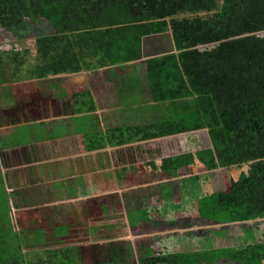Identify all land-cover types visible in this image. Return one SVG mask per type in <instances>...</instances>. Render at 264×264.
Listing matches in <instances>:
<instances>
[{
    "label": "trees",
    "instance_id": "16d2710c",
    "mask_svg": "<svg viewBox=\"0 0 264 264\" xmlns=\"http://www.w3.org/2000/svg\"><path fill=\"white\" fill-rule=\"evenodd\" d=\"M0 29L15 38L10 50L0 44V88L25 76L40 81L44 97L61 99L66 97L64 81L49 77L111 68L119 90L123 85L118 79L125 77V82L135 78V86L147 92L144 103L149 105L128 111L133 118L123 115L130 121L115 119L97 134L101 150L128 145H138L139 150L144 143L160 141V146L163 140L185 136L179 138L184 144L179 154L160 146V156L150 157V173L175 176L196 161L207 171L249 167L229 191L208 194V180L192 177L189 181L199 182L194 200L185 192L187 196L170 198L163 205L141 208L142 219L134 225L139 231L173 227L180 213L193 207L185 209L183 204L190 203L214 224H237L240 235L227 245L211 243L202 250L191 231L174 233L159 245H148V256L140 264H152V257L162 260V248L166 263L173 253L197 252L208 258L205 264H216L219 255L240 250L242 256H251L238 264H264L257 231L246 224L264 218V0H0ZM30 32L35 34L32 41ZM167 34L176 53L138 63L147 49L144 39ZM73 111L77 117H95L98 107L92 93L76 95ZM26 120L12 118L13 123ZM204 130L212 147L201 150L197 133ZM141 151L132 154L134 159ZM133 167L139 172L140 165ZM129 170L118 169L122 186ZM3 203L0 264H136L129 239L99 247L98 261H91L81 247L62 245L61 235L70 225L54 227L61 235L45 228L21 234L10 199ZM222 230L227 236V227L214 234Z\"/></svg>",
    "mask_w": 264,
    "mask_h": 264
},
{
    "label": "rangeland",
    "instance_id": "374dc122",
    "mask_svg": "<svg viewBox=\"0 0 264 264\" xmlns=\"http://www.w3.org/2000/svg\"><path fill=\"white\" fill-rule=\"evenodd\" d=\"M34 38L35 34L30 32L28 34V40L32 41ZM169 38L171 37L167 34L162 37L145 39L147 49L144 51L145 55L143 59H146V61H143L142 59L138 63H144L148 60L153 61L164 56H168L171 52L174 53L173 45L171 39ZM14 40L15 38L12 34L5 33L0 29V44L6 45L5 49L10 50L11 45L9 43ZM32 46L33 45H31L30 48ZM109 71L110 70H98L89 75H85L86 77L84 76L85 79L87 78L86 82L83 83L84 86L87 85L85 88L93 89L94 93L96 92L97 94L95 95V98L97 100L96 103L98 105V111L95 117L85 115L77 118H69L67 121H63L65 119H56L71 116L74 112L73 110L68 111L69 103L72 102L70 99L71 94L68 93L72 92V90H68V93L66 92L65 100H59L60 102H57V100L55 101L52 97H44L42 95V92L44 91L43 89L39 90L38 84L34 82L36 80H30L24 76L23 80L21 79L17 82L19 85L16 95H18L17 102L19 103L20 101V103L15 105L16 95L10 90L11 84L14 83L12 82L7 90L2 88L0 91V96H2L0 100V210L2 211L4 199L8 197L11 201L12 218L15 219L16 228L24 235H26L27 232H33L38 228H45L48 232H52V227L57 226L51 225L54 221H56V224L59 225L63 223L70 225L69 232L66 230L64 232L65 236L63 235L64 237H62L59 231H53V233L56 232L61 235L62 241L64 240L62 245L81 247L83 255L87 258L90 257L91 261H98L97 258H95V253L100 251L99 247L101 248L103 245L111 241L129 239L133 242L136 251L135 262L136 264H140V261L148 256L149 251L146 250L148 245H151L154 242L159 245V241L169 239L167 237H170L171 239L172 234L174 233L182 234L185 232L186 234L190 231L196 238L194 240L195 246L202 247V250H205L211 243H222V245H227L230 240L241 234L240 231H236L237 224L223 225L222 227H227L229 229L227 236L225 235V230H222L223 235H221L222 231H220V234L216 236L214 232L221 230L222 227L208 221L205 218H202L201 215L197 213L195 205L190 203L183 204L185 209H188L191 205H193V207L192 209L189 208L187 213H180L178 217L179 221L173 227L163 226V228L160 229L161 231L157 229L158 232L146 230L137 232L133 229V227H130V224L138 225L142 219L141 217L143 215V211L141 208L163 205V203L167 202L170 198H172L170 199L172 201L174 197H180L181 195L187 196L185 192H188L190 196H192V200H194V197L197 195L199 182L197 181V183H194L193 180L189 181L192 177L202 176L206 178L209 185H207L206 182H204V185L209 188L208 194H210L212 191L217 189L229 191L231 186L240 180L243 174L248 171L249 167L247 165L242 167L235 166L229 169L220 168L215 171H207L202 164L196 161V164L192 166L191 169L180 170L175 176H164V173H160L158 176L153 174L149 176V181L146 185L138 186L140 171H149L150 169V163L143 159H148L149 155H153L155 153L158 155L161 153L163 147L164 149L172 148L171 154H179L181 147H184L183 141L180 139H184L185 136L181 138H168L161 141L163 142L161 143L162 145H160L162 147L161 149L158 144L157 148L152 145L154 143H159L160 141L140 145L141 148L139 150H142V153L145 154V156H143L142 153H139L138 155V161L140 163L136 165H140L139 172L132 166L133 168L126 173L127 182L129 181L128 185H121L122 190L118 189L116 191L115 188L111 197L107 195L108 191H112L110 186L115 185L114 173H116L115 175H118L119 172L117 169L115 170L109 168L108 170L107 167H109L110 159H108L106 153L97 154V148L101 151L99 145L100 140L97 137V134L101 131H105L108 124H113L115 119L121 118L122 121H130L128 119L129 116L132 118L134 117L133 113L136 111L134 109L139 110L140 108L149 105L144 103L149 98V95H147V92L140 88V86H135L137 82L135 78L132 82H125V77L118 79V83L120 82L119 85H123V89L119 90L114 84L115 77H113ZM26 81L29 85H27V87L25 85V88L21 87V84H24ZM31 81L34 82L33 88L30 85ZM126 84L128 87H125ZM12 105H15L13 109H18L14 111L12 109L7 117V112L5 111L9 110V106ZM17 110L19 112H17ZM131 110L133 113H127ZM62 111L66 115L60 116ZM125 113L129 116L124 117L123 115H125ZM16 116L17 121L22 118V116H25V119H27L26 121L29 123L27 125L20 126V123H24L25 121L20 123L11 122L12 118L14 120ZM46 119L54 120L51 122H42V120ZM8 126H13V128H7ZM93 128L96 130L90 135L88 134L86 138L85 135L84 138L78 135L80 138L78 140L85 146V150L83 151V154H81V157H83L85 162L88 164L85 168L86 170L83 172V175L87 173L86 171L89 172L92 170L91 174L94 175L88 178V181L92 183V193L96 195V193L103 192L105 197L107 195V197H109L107 200H109L113 205L112 213L114 215L109 218L103 216L100 212H96L95 216H103L100 217L98 223L94 222V219H97L94 215V219L88 216L87 221L83 219L80 222L79 218L78 221H74L76 213L68 210L67 214L63 215L66 217L62 220L63 223L58 222L59 213H57L58 215L55 217L54 215L51 216V214L54 213L55 208H57L52 204L56 203V200L61 199L55 197L56 200H54V197L52 198L51 196L56 195L59 196V198L62 196L63 199L64 191L60 189L54 191L53 188H56L59 185L58 183H54L52 185H50V183L44 186L43 184L48 180L47 178L49 175L54 176L57 179L67 175L77 176L78 174L75 172L76 166L73 164L68 166L71 168L67 167L63 170L58 168L54 162H51L45 157H43V159H36L35 161L32 160L31 164L27 163V159L20 157L14 159V161H10L8 159L10 153H6L5 151L8 147L17 148L20 144L22 147H25L26 143L46 141L50 138H55L56 136L68 134L73 131H76L73 132L75 133V136L76 134H80L78 132L86 134V132H91ZM197 135L201 150L212 147L209 132L207 130L200 131ZM11 153L12 155H20L19 151H12ZM123 155L126 154L119 156V166L127 165V161H134V156L131 153L124 156V158L122 157ZM166 156H168V153H166ZM45 160L50 162L52 165H49L50 163L48 164L47 162H42ZM97 161H99L100 171H97L94 167V163ZM76 162L82 169L83 161L75 160L74 157L69 159L68 164H76ZM39 165H42V168H40ZM116 167H118V165H116ZM4 169L7 172H5ZM12 177L13 179H18V189H12ZM82 180H84V178L76 179L73 183L78 186ZM124 187L126 189H123ZM98 188L100 189L99 192H97ZM26 193L31 198H28ZM47 195H50L49 198L52 200L48 199L46 197ZM91 196L92 195L88 198L85 197L82 200H77L75 202L82 201L84 203L85 201V203L90 202L91 204V201L93 202L95 199ZM16 197H19L17 202ZM33 198L39 201V205L33 208L26 207L29 201L34 200ZM100 199L107 201L106 198L100 197ZM104 208L105 207H103V209ZM97 209H100L99 205L97 206ZM106 210L107 209H104L103 213H106ZM246 224H249L257 231V242L264 247V218L258 217L254 221ZM144 225L145 222L142 223V226ZM218 237L222 238L219 239ZM31 250L33 249H30L29 251ZM191 251L194 250L192 249ZM161 253L162 260H158L154 257L150 258L153 260L152 264H205L203 261L208 259L206 256L204 257V255L197 252H190L186 254L173 253L168 255L169 259L166 263L164 262V258L166 257L165 249L162 248ZM219 256L222 258L218 259L216 264H238L236 261H241V259H246L251 255H248L247 252L246 256H242L241 251L237 250L236 253L229 252ZM256 257L262 258L260 254H256ZM84 261L87 262L86 260ZM255 264L260 263L257 262Z\"/></svg>",
    "mask_w": 264,
    "mask_h": 264
},
{
    "label": "crops",
    "instance_id": "0c3cea01",
    "mask_svg": "<svg viewBox=\"0 0 264 264\" xmlns=\"http://www.w3.org/2000/svg\"><path fill=\"white\" fill-rule=\"evenodd\" d=\"M130 64H127L126 66H128ZM109 69H111V68L100 69L99 71L109 70ZM96 71H98V70H96ZM96 71L81 72L79 74H67L66 76L63 75V76H58V77H55V78L54 77H49V79H56V80H58V79L61 80L62 79L64 81L63 88L65 89V91L67 93H68V90H72V92L68 93V94H71L70 98L72 100V102L69 103L68 111L73 110V108H74V97L76 95L81 94L80 93L81 89L87 90V92L92 93L93 98L95 99V102H97V100L95 98L94 91L90 90V88H85V87H87V85L86 86L83 85V83H85L86 79H87V78L85 79L84 76L85 75H89V74H91L93 72H96ZM34 82L38 84V88H39V90H41L40 89V81L36 80ZM34 82L33 81L30 82V85H31L32 88L34 87L33 86ZM18 85L19 84L17 82H15L14 84H11L10 90L12 92H14L15 95H16V91L18 90ZM25 85H26V87H27V85H29L27 81L24 82V84L22 83L21 87L25 88ZM9 86H10V84H8L6 88H8ZM2 88H5V87H2ZM2 88H0V90H2ZM6 88H5V90H7ZM42 93H44V92H42ZM1 98H2V96H0V100H1ZM12 99H13V97H12ZM17 100H18V95H16V103H15V105L20 103V101L18 103ZM54 100L55 101L57 100V102H60L59 100L63 101V100H65V97L61 98V99H54ZM15 105L9 106V110L5 111V112H7L6 113L7 117H8V114L10 113V111H12V109H13V107ZM96 105H97V103H96ZM97 107H98V105H97ZM16 109H18V108L13 109V111L16 110ZM64 115H66V114H64L63 111H62L60 116H64ZM69 118H77V116L73 112L71 116H68V117L65 116V117L56 118V119H65L63 121H67V119H69ZM53 120L54 119H46V120H42V122H47V121L51 122ZM38 122H41V121H38ZM28 123H29L28 121H25L24 123H20L21 124L20 126L27 125ZM7 128H13V126H8ZM73 132H76V131H73ZM73 132H70L68 134H63L61 136H56L55 138H50V139H48L46 141L26 143L25 147H22L21 144L17 148L8 147V149H6L5 152L6 153L7 152L10 153V156H8V159L10 161H14V159L20 157V158L27 159V163L31 164L32 160L35 161L36 159H39V158L43 159V157H45L46 159H49L51 162H54L58 168H61L63 170L66 169L68 166L73 165V164L76 166V168H75L76 171L75 172L78 174L77 176L67 175V176H63V177L57 179L54 176H50L49 175V177L47 178L48 180L43 184V186H44V185L50 184V183H51L50 185H52L54 183H58L59 185L56 188H53L54 191L55 190H59V189L64 191V195H63L64 198L63 199H62V196L60 198H59V196H56V195L51 196L52 198L54 197V200H56L55 197L58 198V199H61V200H56L57 202L52 204L55 207H57V208H55V210L57 212L54 210V213H52L51 216L54 215V217H55L56 215H58L57 213H59L58 222L63 223L62 220L66 218L63 215H66L68 210H71L73 213H76V215L74 217V221H78V218L80 219V222L83 219L85 221H87L88 220V216L93 218V215L95 216L96 212H100V214H103V216L111 218L114 215L112 213L113 212V205L111 204V202L109 200H107L109 198V197H107V195L111 197V195L114 193V189L116 188V191L118 189H121V185L122 184L118 181V177H117V175H115L116 173H114L115 185H113V186L111 185L110 186V189L112 191L111 192L108 191L106 197L104 196L103 192L96 193V195L92 193V190H91L92 189L91 188L92 187V183H90L88 181V178H90V176H93L94 174H91V172H92V170H91L89 172L86 171L87 173H85V175H83L84 174L83 172L86 170L85 168L88 166V164L85 162L83 157H81V154H83V151L85 150V146H84V144L82 145L81 142L78 140V139H80L78 135L82 136V138H84V135H85V138H86V136H88V134L90 135L91 132H89V133L86 132V134H84L82 132H78L80 134H76V136H75V133H73ZM154 142H156V141H153L151 143H154ZM152 145H154L156 148L158 147L157 143H154ZM137 146L138 145H128V146H125V147H118V148L112 146V147H107L105 150H101L100 151V150H98V148L96 150L98 151L97 154H102V153H106L107 154L108 159H110L109 167H107L108 170H109V168L118 170L121 167H128L131 170V168H133L132 166H135L136 164L140 163L138 161V157L135 158L133 162L127 161V165L119 166V156L122 155V154H126V155L130 154V150H131L132 147H134V148H132L133 149L132 154H134L135 152H138L139 150L135 149ZM12 151H19L20 155H12V153H11ZM141 153H142V151H141ZM126 155H123L122 157L124 158V156H126ZM159 155H160V153L158 155L155 153L153 155H149L148 159H143V160H146L148 163H151L150 157L157 158V156H159ZM143 156H145V154H143ZM72 157H74L75 160H78V161L82 160L83 161V168L82 169L80 168V165L77 162H76V164L75 163L68 164L69 159L72 158ZM88 157H90V156H88ZM42 162H47L48 164L50 163V162H48L46 160L42 161ZM42 162H40V163H42ZM49 165H52V164L50 163ZM116 165H118V167H116ZM39 166H40V168H42V165H39ZM94 167H95V169L97 171L98 170L100 171V169H99V161L94 163ZM68 168H71V167H68ZM5 172H7V171L5 170ZM95 175H97V174H95ZM139 175H140V178H138V183H139L138 186H140V185L143 186V185H146L147 183H142V181L146 180L148 182L149 181V176L153 175V173H150L148 170H146V171H142L141 170ZM81 178H84V180H82L79 183L78 186L73 183L74 180L81 179ZM69 182H71V183H69ZM128 182H124V186H127ZM11 185H12V189H18V185H19L18 179H13V177H12ZM123 189H126V188L124 187ZM99 190L100 189L98 188L97 192H99ZM74 192H75V194H74ZM26 195H27V193H26ZM90 195H92L95 198L93 202L91 201L92 205L90 204V202L89 203H85V201H84V203L82 201L75 202L77 200H82L85 197L88 198ZM27 197L31 198L28 195H27ZM33 197H34V195H33ZM46 197L48 199H50L49 198L50 195H47ZM100 197L106 198L107 201H105L103 199H100ZM50 200H52V199H50ZM107 204H109V205H107ZM38 205H39V201L34 199L32 201H29V203L26 205V207L33 208V207L38 206ZM98 205L100 206V209H97ZM103 207H105L104 209H107L106 210L107 215H106V213H103V210H104ZM136 208H141V207H136ZM126 214H127V212H126ZM103 216H95L97 219L95 220L93 218L94 222L98 223L100 217H103ZM127 219H128V216H127ZM74 223H77V222H74ZM51 225H59V224H56V221H54L53 223H51ZM61 225H67V224L63 223ZM54 227H52V230L54 229ZM130 227H133V229L135 231L140 232L138 230V228L135 227L134 225L130 224ZM152 231L158 232V230H152ZM159 231H161V230H159Z\"/></svg>",
    "mask_w": 264,
    "mask_h": 264
},
{
    "label": "water",
    "instance_id": "95a60500",
    "mask_svg": "<svg viewBox=\"0 0 264 264\" xmlns=\"http://www.w3.org/2000/svg\"><path fill=\"white\" fill-rule=\"evenodd\" d=\"M170 35H172L171 32H170ZM144 41H145V39H144ZM172 45H173V51H174V53H176V49H175V46H174L173 42H172ZM143 61H146V59H143ZM207 131H208V130H207ZM216 225L222 227L223 225H227V224H216Z\"/></svg>",
    "mask_w": 264,
    "mask_h": 264
},
{
    "label": "flooded vegetation",
    "instance_id": "af4514ba",
    "mask_svg": "<svg viewBox=\"0 0 264 264\" xmlns=\"http://www.w3.org/2000/svg\"><path fill=\"white\" fill-rule=\"evenodd\" d=\"M109 70L111 71V69H109ZM110 71H109V72H110ZM110 73H111V72H110ZM63 86H64V84H63ZM90 90H93V89H90ZM83 92H87V90L81 89V92H80V93H83ZM95 95H97L96 92H95ZM70 99H71V98H70ZM17 112H19V111L17 110ZM17 112H16V113H17ZM19 114H20V113H19Z\"/></svg>",
    "mask_w": 264,
    "mask_h": 264
}]
</instances>
